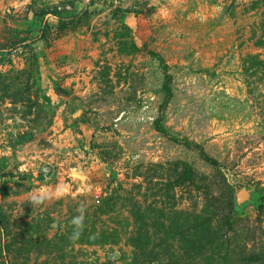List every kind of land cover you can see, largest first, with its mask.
<instances>
[{"label": "rangeland", "instance_id": "obj_1", "mask_svg": "<svg viewBox=\"0 0 264 264\" xmlns=\"http://www.w3.org/2000/svg\"><path fill=\"white\" fill-rule=\"evenodd\" d=\"M0 264H264V0H0Z\"/></svg>", "mask_w": 264, "mask_h": 264}, {"label": "water", "instance_id": "obj_2", "mask_svg": "<svg viewBox=\"0 0 264 264\" xmlns=\"http://www.w3.org/2000/svg\"><path fill=\"white\" fill-rule=\"evenodd\" d=\"M245 191L242 189V190H240L238 193H237V195H236V198H237V200H241L245 195Z\"/></svg>", "mask_w": 264, "mask_h": 264}]
</instances>
